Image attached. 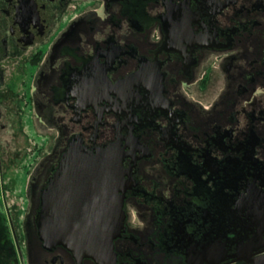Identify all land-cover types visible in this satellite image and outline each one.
<instances>
[{"label": "flooded vegetation", "instance_id": "obj_1", "mask_svg": "<svg viewBox=\"0 0 264 264\" xmlns=\"http://www.w3.org/2000/svg\"><path fill=\"white\" fill-rule=\"evenodd\" d=\"M73 143L115 164L108 264H264V0H0V212L20 264H99L33 247L35 189Z\"/></svg>", "mask_w": 264, "mask_h": 264}, {"label": "water", "instance_id": "obj_2", "mask_svg": "<svg viewBox=\"0 0 264 264\" xmlns=\"http://www.w3.org/2000/svg\"><path fill=\"white\" fill-rule=\"evenodd\" d=\"M113 165L108 148L90 152L71 144L48 187L35 189L31 212L37 252L64 246L81 258L111 262L125 218L122 198L107 183Z\"/></svg>", "mask_w": 264, "mask_h": 264}, {"label": "trees", "instance_id": "obj_3", "mask_svg": "<svg viewBox=\"0 0 264 264\" xmlns=\"http://www.w3.org/2000/svg\"><path fill=\"white\" fill-rule=\"evenodd\" d=\"M10 222L5 215L0 212V264H20V258L13 247L12 251L10 247L13 246L12 234L9 231Z\"/></svg>", "mask_w": 264, "mask_h": 264}, {"label": "rangeland", "instance_id": "obj_4", "mask_svg": "<svg viewBox=\"0 0 264 264\" xmlns=\"http://www.w3.org/2000/svg\"><path fill=\"white\" fill-rule=\"evenodd\" d=\"M52 148H54V149H56V148H58V145H57V141H55V144H54V146L52 147ZM1 181H2V178H1V174H0V211H6V203H5V200L2 198V186H1ZM24 183H25V175H21L20 176V181H19V183H18V185L16 186V190H15V192H16V194L18 195H20V196H22L23 195V192H22V189H23V186H24ZM15 206V205H14ZM14 206L12 207L13 209H15L14 208ZM16 207V206H15ZM9 226H11L10 225V223L8 224ZM9 229V231L11 232V234H12V227H9L8 228ZM19 241L20 242H22L21 241V237H19ZM12 241H13V246L15 247V242H14V238H13V235H12ZM19 242V243H20ZM0 251H2V248H0Z\"/></svg>", "mask_w": 264, "mask_h": 264}, {"label": "clouds", "instance_id": "obj_5", "mask_svg": "<svg viewBox=\"0 0 264 264\" xmlns=\"http://www.w3.org/2000/svg\"><path fill=\"white\" fill-rule=\"evenodd\" d=\"M133 223H134V224L137 223V221H135V218L133 219Z\"/></svg>", "mask_w": 264, "mask_h": 264}]
</instances>
